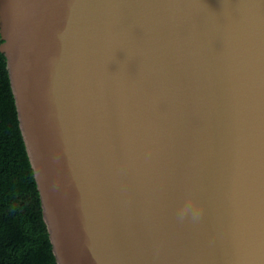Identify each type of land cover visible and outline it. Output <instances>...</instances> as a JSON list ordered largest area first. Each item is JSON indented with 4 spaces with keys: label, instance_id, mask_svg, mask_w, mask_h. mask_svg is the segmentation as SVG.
<instances>
[{
    "label": "water",
    "instance_id": "obj_1",
    "mask_svg": "<svg viewBox=\"0 0 264 264\" xmlns=\"http://www.w3.org/2000/svg\"><path fill=\"white\" fill-rule=\"evenodd\" d=\"M0 37L56 264H264V0H0Z\"/></svg>",
    "mask_w": 264,
    "mask_h": 264
},
{
    "label": "trees",
    "instance_id": "obj_2",
    "mask_svg": "<svg viewBox=\"0 0 264 264\" xmlns=\"http://www.w3.org/2000/svg\"><path fill=\"white\" fill-rule=\"evenodd\" d=\"M5 64L0 51V264H56Z\"/></svg>",
    "mask_w": 264,
    "mask_h": 264
},
{
    "label": "clouds",
    "instance_id": "obj_3",
    "mask_svg": "<svg viewBox=\"0 0 264 264\" xmlns=\"http://www.w3.org/2000/svg\"><path fill=\"white\" fill-rule=\"evenodd\" d=\"M193 209V204H192V201H191V199H189L183 206H182V208L180 209V212H179V218L181 219V220H183L186 216H187V214L189 213V211L190 210H192ZM199 212L197 211V210H194L193 212H192V215H193V218L194 219H196V218H198L199 217Z\"/></svg>",
    "mask_w": 264,
    "mask_h": 264
}]
</instances>
